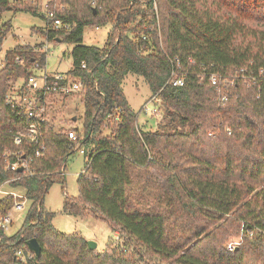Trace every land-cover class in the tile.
Instances as JSON below:
<instances>
[{
  "label": "trees",
  "instance_id": "obj_1",
  "mask_svg": "<svg viewBox=\"0 0 264 264\" xmlns=\"http://www.w3.org/2000/svg\"><path fill=\"white\" fill-rule=\"evenodd\" d=\"M23 3L0 0V19L6 10H32ZM47 9L62 25L53 27L42 11L38 32L72 45L67 72L83 83L82 127H72L73 140L47 119L44 154L31 157L26 174L0 164V184L18 175L12 185L29 199L20 227L2 235L0 264L9 263L12 246L29 249L32 237L40 251L27 264H264V0H48ZM106 23L102 47L83 42L85 26ZM11 26L0 23V45ZM42 45L17 43L3 56L0 149L14 147L8 130L25 120L6 94L35 62L45 64ZM174 56L185 70L177 86L166 83ZM209 70L236 74L223 102ZM128 72L158 94L165 120L156 128L138 126L121 86ZM77 141L86 160L78 193H64L62 208L118 231L101 250L79 232L56 229L43 204L50 183L64 182ZM12 202L0 197V214ZM230 241L239 243L228 250Z\"/></svg>",
  "mask_w": 264,
  "mask_h": 264
},
{
  "label": "rangeland",
  "instance_id": "obj_2",
  "mask_svg": "<svg viewBox=\"0 0 264 264\" xmlns=\"http://www.w3.org/2000/svg\"><path fill=\"white\" fill-rule=\"evenodd\" d=\"M47 1L24 0V3L31 7V11L13 12L12 10H6L2 13L0 23L10 19L12 26L0 45V59L3 58L6 50L12 48L17 43L35 45L38 42H42V49L46 52L45 64L35 70L36 74L39 75L42 71L48 73L67 72L71 66L70 50L72 45L64 41L46 40L38 32V29L45 25L41 13L44 11V5ZM109 28L110 23L98 27L85 26L82 40L85 44L102 47ZM121 86L129 106L136 113L138 126H142L145 129H153L165 120L163 111L160 108V112L156 117L150 114V112L144 111L142 105L147 102L148 107L151 108L154 105V101L150 99L152 92L143 76L128 72L125 74ZM80 95L79 91L72 93V95L51 98L52 100L47 107V118L53 123L56 130L70 127H77L79 129L82 127L83 106ZM72 116H75L74 120H72ZM85 160L86 157L79 151H74L67 157L63 171L64 182L54 180L50 183L44 195L43 204L45 208L53 212L52 224L56 229L66 233L79 232L87 240H93L96 243L95 248L101 250L114 239V232L108 224L104 220L92 216L80 217L69 214L62 208L64 193L70 196H76L78 193L76 179L84 167ZM149 172L157 176L153 168ZM157 178L158 184H161L163 179L158 176ZM158 184L154 186L157 187ZM1 188L12 190L7 184H3ZM152 195L151 192L150 198H152ZM159 203L165 207L163 196L159 199ZM24 214L25 210L19 213V216L11 227L12 232H15L20 227ZM158 263L167 264V262Z\"/></svg>",
  "mask_w": 264,
  "mask_h": 264
},
{
  "label": "built area",
  "instance_id": "obj_3",
  "mask_svg": "<svg viewBox=\"0 0 264 264\" xmlns=\"http://www.w3.org/2000/svg\"><path fill=\"white\" fill-rule=\"evenodd\" d=\"M44 11L46 17L51 20L53 27L61 26L60 19L55 18L53 11L47 9V2L44 5ZM64 27H68L67 24H63ZM147 34L142 33V38L145 39ZM43 47V46H42ZM18 63H22V57H16ZM4 62V57L0 59V66ZM170 71L166 79V83L177 86L182 85L184 82L185 70L182 67L181 60L177 57H170ZM44 66V65H43ZM85 64L81 63V67ZM37 62L31 67V73L26 79L16 80L6 94V101L13 106H17L23 109L25 120L22 122L19 128L15 130H8L10 132L11 141L14 147L0 149V164H3L5 168L19 172L20 174H26L28 172L29 162L33 156H42L44 154V143L42 142V128L43 123L48 119L47 110L48 104L51 102L52 97H62L66 95H72V93L82 90L83 83L81 79L68 72H52L48 73L42 71L39 75L35 70L40 68ZM236 74H224L217 70L207 71V79L210 84L214 86L217 93V99L219 102H223L227 98V91L230 85L234 83ZM154 101V105L149 108L147 102L142 107L144 111L150 112V114L156 117L159 114V96L154 93L150 97ZM67 136L73 140H77V132L70 128L64 129ZM229 131V129H228ZM75 151H79L84 154V147L80 142H76L73 146ZM21 167V171L17 169ZM62 169V173H63ZM19 177L11 176L3 180L0 184V197L4 195H11L13 202L11 206L0 214V240L2 235H12L11 227L14 224L16 218L22 210L25 213L29 206V199L25 193V190L21 186H13L12 182ZM9 185L12 190L2 189V185ZM14 188V189H13ZM114 240H119L118 231H114ZM238 241H230L226 243V248L232 250L238 245ZM11 259L8 264H27L34 256V252L29 249H24L20 245H15L10 248Z\"/></svg>",
  "mask_w": 264,
  "mask_h": 264
},
{
  "label": "water",
  "instance_id": "obj_4",
  "mask_svg": "<svg viewBox=\"0 0 264 264\" xmlns=\"http://www.w3.org/2000/svg\"><path fill=\"white\" fill-rule=\"evenodd\" d=\"M74 119H75V116H72V120H74ZM21 169H22V168L19 167V168L17 169V171H21ZM87 244H88V247L91 248V249H94V248L96 247V243H95L93 240L88 239V240H87ZM26 245H27V247H28L30 250H32V251L34 252V254H35L36 256L39 254L40 246H39L37 240H36L34 237L28 239V240L26 241Z\"/></svg>",
  "mask_w": 264,
  "mask_h": 264
}]
</instances>
